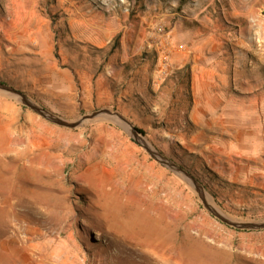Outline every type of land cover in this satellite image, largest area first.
<instances>
[{
    "label": "rangeland",
    "instance_id": "rangeland-1",
    "mask_svg": "<svg viewBox=\"0 0 264 264\" xmlns=\"http://www.w3.org/2000/svg\"><path fill=\"white\" fill-rule=\"evenodd\" d=\"M227 1L0 0V83L67 123L104 109L120 114L191 175L220 214L262 223L263 72L209 73L211 104L199 113L186 96L189 117L178 101L170 113L168 100L154 95L125 105L58 100L42 89L69 80V66H60L67 69L61 76L36 71L40 55L53 51L58 60L59 50L68 57L74 48L96 56L97 73L107 50L120 46L150 53L158 67L196 37L211 53ZM176 21L184 30L172 45ZM249 96L252 118L241 119ZM0 264H264V230L216 220L190 185L115 122L100 117L59 127L0 93Z\"/></svg>",
    "mask_w": 264,
    "mask_h": 264
},
{
    "label": "crops",
    "instance_id": "crops-1",
    "mask_svg": "<svg viewBox=\"0 0 264 264\" xmlns=\"http://www.w3.org/2000/svg\"><path fill=\"white\" fill-rule=\"evenodd\" d=\"M224 4L227 15L219 12L215 21L214 33L217 32L218 36L215 37L214 34L216 46L211 53L203 49L204 43L200 47V39L196 37L185 49L173 50L168 66L158 67L150 53L142 54L135 49L126 50L120 46V49L107 50L106 57L103 55L102 71L97 73L92 68L97 62L94 58L96 56L87 47L83 52L74 48L68 57H62L63 52L59 50L58 60H54L53 51H48L45 58L40 55L36 71L61 76L68 69L72 75L64 83L44 85L42 90L55 99L66 98L68 103L77 102L84 106L92 103L125 105L128 101L141 97L149 99L154 95L168 100L170 113L175 112L179 106L174 100L180 104V110L187 113L189 100L186 96H189L192 110L201 106V109L198 108L200 111H196H205L211 104L208 97L211 85L207 81L209 73H218L219 76L226 72L235 76V73H251L254 70L264 73V0H228ZM177 23L181 25L178 26ZM222 25L223 33L220 28ZM181 30H184L183 22H174L170 33L172 45L181 42L178 36ZM105 44L109 42L102 43L101 47ZM25 60L32 62L28 56H25ZM60 66L69 67L62 70ZM215 85L214 83L213 86ZM243 86L244 89L251 87L246 82ZM222 87L223 85H218V88ZM222 91L218 94L219 97L223 95ZM215 99L217 100V96ZM246 100L245 103L249 106L244 105L241 109V119L252 118L253 115V96ZM260 103L264 104V91L261 93ZM191 115L190 110L188 116Z\"/></svg>",
    "mask_w": 264,
    "mask_h": 264
},
{
    "label": "water",
    "instance_id": "water-1",
    "mask_svg": "<svg viewBox=\"0 0 264 264\" xmlns=\"http://www.w3.org/2000/svg\"><path fill=\"white\" fill-rule=\"evenodd\" d=\"M0 93H3L13 99H16L22 106L28 108L30 111L38 115L39 117L43 118L44 120L59 126L68 129H74L80 126V124L87 120H92L95 118L105 117L113 122H115L119 127L125 131L129 137L138 144L146 153L147 155L155 162L160 164L161 166L165 167L166 169L170 170L174 174L178 175L184 182L192 187V189L197 193L199 196L204 209L216 220L221 222L222 224L231 227L236 230H244V231H260L264 230V222L262 223H241L235 222L232 220L227 219L222 214H220L215 208H213L210 204L206 202L203 188L197 183V181L188 173H186L182 168L178 167L171 161L167 160L161 154L157 153L142 137L134 127L128 123V121L122 117L120 114L109 111V110H100L92 113L90 116H86L82 118L80 121L76 123H67L66 121L62 120L61 118L53 115L52 113L46 111L43 108L36 106L32 103L25 95L21 92L0 83Z\"/></svg>",
    "mask_w": 264,
    "mask_h": 264
},
{
    "label": "trees",
    "instance_id": "trees-1",
    "mask_svg": "<svg viewBox=\"0 0 264 264\" xmlns=\"http://www.w3.org/2000/svg\"><path fill=\"white\" fill-rule=\"evenodd\" d=\"M140 134H143V132L141 131V130H139V129H136Z\"/></svg>",
    "mask_w": 264,
    "mask_h": 264
}]
</instances>
